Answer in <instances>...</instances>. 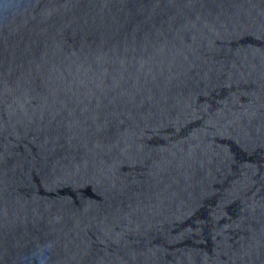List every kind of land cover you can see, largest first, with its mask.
<instances>
[{"label":"water","instance_id":"water-1","mask_svg":"<svg viewBox=\"0 0 264 264\" xmlns=\"http://www.w3.org/2000/svg\"><path fill=\"white\" fill-rule=\"evenodd\" d=\"M0 264H264V0H0Z\"/></svg>","mask_w":264,"mask_h":264}]
</instances>
